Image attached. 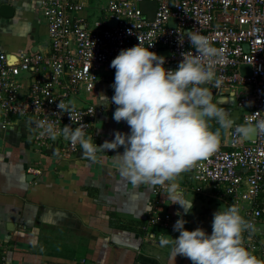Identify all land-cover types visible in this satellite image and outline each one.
<instances>
[{
    "label": "built area",
    "instance_id": "2783aa9c",
    "mask_svg": "<svg viewBox=\"0 0 264 264\" xmlns=\"http://www.w3.org/2000/svg\"><path fill=\"white\" fill-rule=\"evenodd\" d=\"M9 0H0V6ZM154 2V15L144 9V2ZM37 11L48 27L49 49L32 52L18 49V62L10 63L9 52L0 49V117L5 131L16 127L28 131L32 148L48 152L55 159H72L83 149L62 136L56 140L40 138L32 120L47 119L58 128L71 124L82 126L87 138L101 145L97 130L99 111L95 104L77 105L82 92L93 91L104 75L114 74L112 60L122 49L153 44L151 50L168 51L165 66L176 69L183 53H195L190 41L180 43V33L189 30L206 35L215 47L223 50L216 66L222 83L216 96L236 99L242 119L235 122L229 138L218 149L197 161L189 178L195 192L228 206L235 205L254 225L255 231L243 233V243L264 264V239L258 228L264 220V132L255 139H240L235 126L264 119V0H111L102 18L93 27L84 26L78 15L84 4L76 0H39ZM176 19V25L170 21ZM116 24L110 25L109 20ZM248 46V48L246 47ZM251 65L245 75L241 66ZM60 101L75 103L73 123L68 113L59 112ZM116 106L115 104H111ZM101 153V152H100ZM98 153V155L100 154ZM166 191L157 185L155 195ZM160 199H154L144 229L160 225L174 231L179 216L163 211ZM0 264H11L8 246L0 238Z\"/></svg>",
    "mask_w": 264,
    "mask_h": 264
},
{
    "label": "crops",
    "instance_id": "0c3cea01",
    "mask_svg": "<svg viewBox=\"0 0 264 264\" xmlns=\"http://www.w3.org/2000/svg\"><path fill=\"white\" fill-rule=\"evenodd\" d=\"M38 1L6 2L14 11L11 15L0 12V49L11 54L20 48L49 49L48 27L36 9ZM76 1L84 4L78 15L91 28L111 0ZM155 7L145 10L153 16ZM102 78L93 91L82 92L74 101L104 107L96 123L101 145L114 139L116 131L130 132L126 122L113 119L117 106L98 102L102 94L109 100L114 95L115 73ZM212 98L234 122L242 119L236 99L214 94ZM1 122L0 117V238L8 246L11 264H170V248L161 247L159 241L162 236L178 237L179 232L160 225L144 229L155 197L163 211L183 216L185 228L202 227L209 234L214 213L228 207L195 192L194 182L184 172L177 182L194 205L184 213L180 205L166 201V194L155 195L157 185H133L120 174L114 155L122 153L123 146L101 152L97 162L82 152L72 159H55L32 148L26 128L13 126L5 131ZM210 128L219 129L220 141L229 138L231 129L221 132L216 120L210 121ZM258 234L264 239V220ZM176 264L192 262L178 256Z\"/></svg>",
    "mask_w": 264,
    "mask_h": 264
},
{
    "label": "clouds",
    "instance_id": "9594fccd",
    "mask_svg": "<svg viewBox=\"0 0 264 264\" xmlns=\"http://www.w3.org/2000/svg\"><path fill=\"white\" fill-rule=\"evenodd\" d=\"M179 33L180 43L187 39L195 53L184 52L174 70L165 66V56L151 50L153 44L143 46L141 36L139 44L122 49L111 62L115 69L114 95L109 100L102 94L98 102L115 104L113 119L126 122L130 132L116 131L114 139L98 145L93 138L86 137L82 126L73 128L66 124L58 128L47 119L31 123L40 138L56 140L62 136L74 146L79 144L85 158L92 162L102 159L98 153L123 146L124 151L114 155L120 174L133 185L165 188L162 193L166 194V201L189 213L193 199L186 198L177 177L218 149L220 132L210 128L211 120L225 130L232 129L235 122L213 101L208 87L218 89L222 83L216 66L221 62L223 50L199 31ZM57 108L75 122L74 102L60 101ZM235 132L240 139L264 132V119L255 123L246 121L235 126ZM186 223L181 215L173 226L179 236L160 238V246L170 248V264H176L178 256L188 258L192 264H261L243 243V233L255 228L237 206L221 207L214 213L210 234L202 227L189 230Z\"/></svg>",
    "mask_w": 264,
    "mask_h": 264
},
{
    "label": "water",
    "instance_id": "95a60500",
    "mask_svg": "<svg viewBox=\"0 0 264 264\" xmlns=\"http://www.w3.org/2000/svg\"><path fill=\"white\" fill-rule=\"evenodd\" d=\"M14 11V7L8 3H4L0 6V12L1 13H5L7 15H11V13H13ZM109 24L110 25H114L116 24V20L115 19H110L109 20ZM170 24L172 26H175L176 25V19L175 18H172L171 21H170ZM248 48V46H246ZM168 51H161V55H168ZM9 61L10 63H15V62H18V58L15 57L14 55L12 54H9ZM241 70L242 72L245 74V75H250L251 72H252V67L251 65H248V64H244L241 66ZM213 95V94H212ZM257 136V132L256 133H253L251 134L250 136H248L247 138H245L246 140H252V139H255Z\"/></svg>",
    "mask_w": 264,
    "mask_h": 264
},
{
    "label": "rangeland",
    "instance_id": "374dc122",
    "mask_svg": "<svg viewBox=\"0 0 264 264\" xmlns=\"http://www.w3.org/2000/svg\"><path fill=\"white\" fill-rule=\"evenodd\" d=\"M142 6L144 7V9H147V10H149V11L151 12L152 9L155 7V3H154V2L147 1V2H144V3L142 4ZM238 110H239V112L242 111V110L239 109V108H238ZM213 131H214V130H213ZM226 131H227V130L221 128V132H226Z\"/></svg>",
    "mask_w": 264,
    "mask_h": 264
},
{
    "label": "bare ground",
    "instance_id": "6f19581e",
    "mask_svg": "<svg viewBox=\"0 0 264 264\" xmlns=\"http://www.w3.org/2000/svg\"><path fill=\"white\" fill-rule=\"evenodd\" d=\"M213 94V93H212Z\"/></svg>",
    "mask_w": 264,
    "mask_h": 264
}]
</instances>
